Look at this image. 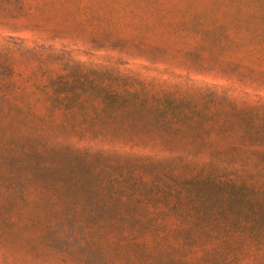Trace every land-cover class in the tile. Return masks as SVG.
<instances>
[{"label": "rangeland", "instance_id": "374dc122", "mask_svg": "<svg viewBox=\"0 0 264 264\" xmlns=\"http://www.w3.org/2000/svg\"><path fill=\"white\" fill-rule=\"evenodd\" d=\"M0 94V264H264V0H0Z\"/></svg>", "mask_w": 264, "mask_h": 264}, {"label": "trees", "instance_id": "16d2710c", "mask_svg": "<svg viewBox=\"0 0 264 264\" xmlns=\"http://www.w3.org/2000/svg\"><path fill=\"white\" fill-rule=\"evenodd\" d=\"M9 71H12V70H10V69H9V70H7V72H9ZM6 74H7V73H6ZM2 97H3V96L0 94V98H2Z\"/></svg>", "mask_w": 264, "mask_h": 264}]
</instances>
